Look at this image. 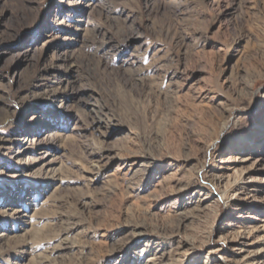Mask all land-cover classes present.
I'll use <instances>...</instances> for the list:
<instances>
[{"label": "rangeland", "instance_id": "1", "mask_svg": "<svg viewBox=\"0 0 264 264\" xmlns=\"http://www.w3.org/2000/svg\"><path fill=\"white\" fill-rule=\"evenodd\" d=\"M263 222L264 0H0V264H264Z\"/></svg>", "mask_w": 264, "mask_h": 264}, {"label": "bare ground", "instance_id": "2", "mask_svg": "<svg viewBox=\"0 0 264 264\" xmlns=\"http://www.w3.org/2000/svg\"><path fill=\"white\" fill-rule=\"evenodd\" d=\"M104 157H105L104 154L99 156L92 155L91 161L96 165L99 164L102 161V159H104ZM260 229L264 230V222L260 226ZM250 233H251L250 231L244 232V235H240L239 238H237L238 239L237 242L235 243L234 246L231 247V250L229 252L230 255L229 258L227 259V262H229L228 264H251L252 259L261 252L258 248H254L249 250L247 255L244 254L246 252L247 247L249 246L248 238L250 236ZM245 234L247 235L245 236ZM148 253L149 254L145 260L146 264H160L162 263L163 260L166 259L168 260L169 257L168 253H162L159 255L151 251ZM203 264H213V263L207 262L205 260Z\"/></svg>", "mask_w": 264, "mask_h": 264}]
</instances>
